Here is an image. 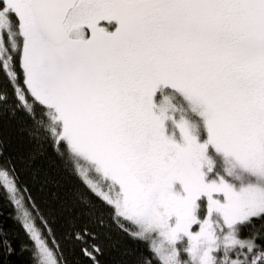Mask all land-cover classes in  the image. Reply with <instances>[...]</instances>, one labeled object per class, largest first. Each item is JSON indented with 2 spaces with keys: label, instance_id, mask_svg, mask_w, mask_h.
Segmentation results:
<instances>
[{
  "label": "snow or ice",
  "instance_id": "obj_1",
  "mask_svg": "<svg viewBox=\"0 0 264 264\" xmlns=\"http://www.w3.org/2000/svg\"><path fill=\"white\" fill-rule=\"evenodd\" d=\"M5 116L0 264H264V0H0Z\"/></svg>",
  "mask_w": 264,
  "mask_h": 264
},
{
  "label": "trees",
  "instance_id": "obj_2",
  "mask_svg": "<svg viewBox=\"0 0 264 264\" xmlns=\"http://www.w3.org/2000/svg\"><path fill=\"white\" fill-rule=\"evenodd\" d=\"M18 125L15 120L9 119L7 116L3 117L0 120V133H2L8 150L9 151H19L24 149L26 145V141L21 138V134L17 131ZM64 181L68 186L75 185L76 180L68 174L61 173ZM26 179V177H24ZM33 195L36 198V203L39 207L47 212L48 207L45 203L46 197L44 193L38 192L33 189ZM0 206H2V210L4 213L14 212L12 206L5 204L3 201H0ZM39 223V221H37ZM12 221H8V225H11ZM15 227L20 229V225L16 224ZM43 227V225H41ZM54 230L57 235L60 236L62 233L66 231V225L64 224L63 219L58 218L53 225ZM96 231L103 232L102 229H96ZM105 244V254L101 257L102 264H124L125 261H129V257L124 254L125 249H135L137 253L147 251L146 245L139 241H134L130 237L126 236L122 232L112 231L111 239H105L103 236L101 237ZM20 239L27 240V237L24 235L23 230L20 229ZM64 244L65 254L68 255L69 259L74 261L75 264H84L79 256L73 255L70 253L71 245L67 241H62ZM115 243V247H109L110 244ZM28 253H24L20 256L11 257V261L13 264H28Z\"/></svg>",
  "mask_w": 264,
  "mask_h": 264
},
{
  "label": "rangeland",
  "instance_id": "obj_3",
  "mask_svg": "<svg viewBox=\"0 0 264 264\" xmlns=\"http://www.w3.org/2000/svg\"><path fill=\"white\" fill-rule=\"evenodd\" d=\"M194 230H198V228H196V227L194 226Z\"/></svg>",
  "mask_w": 264,
  "mask_h": 264
}]
</instances>
